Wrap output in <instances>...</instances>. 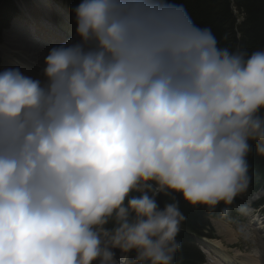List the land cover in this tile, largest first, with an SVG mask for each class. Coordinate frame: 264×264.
<instances>
[{
  "label": "clouds",
  "instance_id": "obj_1",
  "mask_svg": "<svg viewBox=\"0 0 264 264\" xmlns=\"http://www.w3.org/2000/svg\"><path fill=\"white\" fill-rule=\"evenodd\" d=\"M72 12L42 79L0 71V264H175L177 196L228 216L250 142L264 156V50L219 47L167 0Z\"/></svg>",
  "mask_w": 264,
  "mask_h": 264
},
{
  "label": "trees",
  "instance_id": "obj_2",
  "mask_svg": "<svg viewBox=\"0 0 264 264\" xmlns=\"http://www.w3.org/2000/svg\"><path fill=\"white\" fill-rule=\"evenodd\" d=\"M68 1L76 6L81 2ZM167 2L182 5L196 26L210 28L219 47H228L232 51L241 49L249 55L256 50H264V0H167ZM9 10L10 8L7 11L0 9V28L7 20ZM250 144L252 150L247 156L250 186L254 190H259L264 183V156L256 152L255 142ZM177 199L186 219L182 222L177 236L182 247L176 254L175 264H202L204 257L195 237L214 239L211 221L235 217L232 209L238 201L236 199L229 206L231 211L228 216H222L221 208L225 207L223 204L218 205L215 210H208L202 206H189L179 196ZM157 201L163 207L167 198L160 195ZM208 231L209 236L206 234Z\"/></svg>",
  "mask_w": 264,
  "mask_h": 264
},
{
  "label": "rangeland",
  "instance_id": "obj_3",
  "mask_svg": "<svg viewBox=\"0 0 264 264\" xmlns=\"http://www.w3.org/2000/svg\"><path fill=\"white\" fill-rule=\"evenodd\" d=\"M31 16L32 12L30 11V18ZM71 24L76 26L74 22H71ZM7 33L10 32L8 30H5L3 36ZM31 33L36 40V31L31 30ZM40 33H42V31H40ZM49 36L50 34L46 33V37H48V39ZM0 42V48L3 49V47L5 46V39L3 40V38L1 37ZM5 52L7 54V58L10 59L8 60L5 57V65L8 68L10 63L12 62V58L10 57L13 56L14 60H16V57L11 54L12 51L8 48H6ZM0 56L4 59V52L1 49ZM2 62L3 63L1 65V71L6 69L3 60ZM19 63L21 64V62ZM20 66H22L20 67V69L26 67L24 65ZM241 195L244 196V204L249 205L251 208L250 214L247 216L239 214V217H241V219L240 221L234 223V225L224 221L213 220L212 226L215 231V237H217L218 239L210 241H219L223 249L226 250L229 255L231 254L229 258L235 261V258L237 257L236 261L239 262V264H264V207H261V209L255 208V203L264 198V188L261 191H253L251 193L248 192ZM224 226H228V232L224 231ZM241 228H243V232L241 231ZM206 234L209 236L210 231H208ZM201 247L203 249V252L206 254L207 264H211V261L215 259L214 255L212 253L210 254L208 248H206L205 246L202 245Z\"/></svg>",
  "mask_w": 264,
  "mask_h": 264
},
{
  "label": "bare ground",
  "instance_id": "obj_4",
  "mask_svg": "<svg viewBox=\"0 0 264 264\" xmlns=\"http://www.w3.org/2000/svg\"><path fill=\"white\" fill-rule=\"evenodd\" d=\"M55 1L58 4V7L62 8L65 5L60 3L58 0H52ZM24 7H27L29 10H33V14L29 16V19L26 20L21 25H15L13 26L12 30H15L14 32H11V28H9V32L3 36L5 32L2 34L3 40L5 39V46L3 49L6 50L8 48L11 50V54H13L16 57V60H14V57L11 56L10 58L12 62L10 63L8 68H19L22 67L20 65H24L23 69L21 68L20 71L23 72L25 75L31 76L33 78H40L42 79V68H43V60L44 57L47 55L49 49L55 46L50 45H44L42 44V38L48 39L46 37V32L42 35V37L38 36L37 34L40 31H46V28L48 25L54 23V20L52 17H49L48 15H45V13H49L50 10L39 7L35 0H30V3L22 4ZM31 11V10H30ZM52 20V21H50ZM6 28L5 30H7ZM30 29H33L36 31V40L32 35H30ZM32 30V31H33ZM49 31L47 30V33ZM12 34V35H11ZM16 34V36H15ZM42 34V33H40ZM48 35V34H47ZM49 40V39H48ZM45 42H48L47 40H44ZM54 41V40H53ZM4 51V57L7 58V54ZM10 60L9 58H7ZM21 62V64L19 63ZM20 64V65H19ZM28 69L30 71H28ZM224 231L228 232L229 228L228 226H224ZM208 244L206 245L210 252L215 254V262L212 264H235L236 260L233 261L229 258V254L225 252L219 241H208ZM207 252V251H206ZM209 256V255H208Z\"/></svg>",
  "mask_w": 264,
  "mask_h": 264
}]
</instances>
